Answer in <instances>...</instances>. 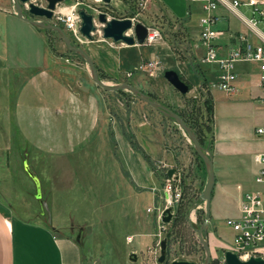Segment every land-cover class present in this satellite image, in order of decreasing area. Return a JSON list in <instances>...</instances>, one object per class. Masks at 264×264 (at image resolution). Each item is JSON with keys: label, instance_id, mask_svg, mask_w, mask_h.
<instances>
[{"label": "rangeland", "instance_id": "374dc122", "mask_svg": "<svg viewBox=\"0 0 264 264\" xmlns=\"http://www.w3.org/2000/svg\"><path fill=\"white\" fill-rule=\"evenodd\" d=\"M6 1L13 11L11 0ZM29 1L45 4L44 0ZM180 1L184 7L188 3ZM74 3L77 9L93 15L94 39L102 38L95 17L100 11L109 19L133 17L158 27L162 39L131 47L135 52L128 54L132 64L119 73L117 82L101 80L135 86L180 113L196 130L204 123L199 90L205 87L187 79L189 61L204 71L198 64L199 50L194 47L196 41L189 26L179 28L174 21L169 26L166 18L156 14L164 11L155 0H151L150 9L145 5L140 10L135 0H119L116 6L100 0H64L55 9L62 11ZM197 18L198 14L192 12L193 27L197 26ZM51 22L63 28L54 19ZM36 32L40 37L18 27L16 37L8 42L12 58H7L6 71L0 68L1 206L18 217L48 221L61 233L70 234L78 240L85 264H163L156 260L161 240L166 243L168 262L189 260L200 264L203 251L193 228L204 217V212L198 210H203L199 194L205 172L186 136L170 119L129 92L104 91L96 86L86 64L64 46L56 32L39 28ZM151 59L157 61L152 69H134ZM26 67L33 70L27 72ZM165 69L174 70L189 84L186 94L167 83L162 76ZM58 71H65V84ZM126 72L131 75L125 76ZM47 86L54 88V99L42 88ZM64 94L97 98L104 128L93 133L85 126V131L75 132L71 111L65 117L70 131L63 130L56 109L64 107ZM24 162L39 182V199ZM169 168L180 174L183 196L179 203L186 210L182 221L175 225L172 218L176 207L168 223L158 219L165 205L163 188ZM228 217L231 214L208 219L215 227L207 234L211 259L219 257L222 248L231 242L232 231L225 224ZM131 253L133 261L129 259Z\"/></svg>", "mask_w": 264, "mask_h": 264}, {"label": "crops", "instance_id": "0c3cea01", "mask_svg": "<svg viewBox=\"0 0 264 264\" xmlns=\"http://www.w3.org/2000/svg\"><path fill=\"white\" fill-rule=\"evenodd\" d=\"M155 1L161 4L160 8L164 11L163 14L156 13L157 15L171 20H186L184 26L191 28L196 41L198 26L193 27L190 24V15L192 12L199 14L197 5L187 3L184 7L180 0ZM223 1L228 3L230 0ZM238 1L239 5L233 8L236 15L223 4L218 5L217 14L220 19L215 27L224 31V35L217 40L220 54L225 53L228 45L235 43L228 37L229 34L242 33L252 44L260 42L238 18L239 16L245 19L251 16L250 8L242 4L245 0ZM150 2L151 0H147L145 4L149 9ZM110 3L116 6L119 0H111ZM74 4L76 5V3ZM27 25L31 26L15 16L8 6V1L0 0L1 69L5 70L8 59L12 58V50L9 48L8 42L12 37H16L15 33L18 27L25 28L32 36H39V32H36L37 28L31 26L33 29L29 30ZM256 27L260 35H264V23L258 21ZM14 38L12 41H15ZM78 43L83 45L82 49L90 57L97 71L106 76L105 80L112 82H117L119 73L131 66L132 61L128 56L130 51L135 54L131 49L134 45L119 46L116 45L117 43L103 38L80 39ZM41 48L43 52V47ZM203 67L202 75L208 83L214 78L216 69L210 65H203ZM26 68L27 72L28 70L31 72V68ZM234 71L236 78L234 90L231 93L227 94L215 88L209 89V96L212 100L213 137L208 151L211 156L214 176L209 202V219L222 214L235 216L239 199L244 192L264 191V183L254 181L259 164L253 159L255 154L264 153V136H257L254 133L255 127L264 123V90L260 86L259 80L261 73L258 64L254 62H237ZM64 72L58 71V75L65 84ZM189 73L187 79L195 83L198 82L192 69ZM5 80L9 81L7 76ZM42 88L47 96L53 97V99L56 97L57 94L53 87ZM64 95V107L56 109L57 118L61 119L60 127L63 130L70 131L65 124V117L70 115L66 113H71V111H74L75 132L85 131V126L89 132L93 133L99 128H104L101 127L102 119L97 98L79 94L77 96ZM210 228L215 230L213 223L210 224L208 220L207 234ZM84 259L78 240L70 234L61 233L56 226L48 221L18 217L0 204V264H85Z\"/></svg>", "mask_w": 264, "mask_h": 264}, {"label": "built area", "instance_id": "2783aa9c", "mask_svg": "<svg viewBox=\"0 0 264 264\" xmlns=\"http://www.w3.org/2000/svg\"><path fill=\"white\" fill-rule=\"evenodd\" d=\"M137 8L143 9L147 0H135ZM188 3H195L198 6L199 14L197 18L198 33L195 49L199 50L198 64L210 65L216 69L214 78L206 83L205 90L209 92L210 88L218 89L227 94L234 90V81L236 74L234 71L237 62H254L258 64L260 75V86L264 90V35H260L256 23H264V0H245L242 4L250 8L251 16L245 19L238 18L241 22L256 36L260 42L252 44L247 37L240 34H229L228 37L235 41L233 45H228L224 54L218 52L219 45L217 40L224 35V31L215 27L220 19L217 14L219 4H223L233 14V8L239 5L238 0H230L225 3L223 0H184ZM67 11L54 9L52 19L61 23L64 30L76 41H80L79 23L80 18L75 4L66 7ZM236 15V14H235ZM136 21L133 17H129ZM143 24V23H142ZM146 27V34L141 44L150 45L159 42L162 39V33L156 26ZM132 34L131 31L127 32ZM121 44V43H119ZM123 45V44H121ZM157 64V61L151 59L141 63L134 69L150 70ZM131 72H126L129 77ZM254 133L257 136H264V123L255 127ZM254 161L259 164L258 171L254 177L256 183H264V153L255 154ZM183 190L180 174L176 171L167 177L163 188L164 208L177 207L182 199ZM200 207V206H198ZM147 211H149L147 209ZM160 215L158 219L160 221ZM225 224L232 231V239L221 250L219 257H213L214 264H226L223 258V252L229 251L236 255L240 261H246L249 258L258 257L264 262V191L253 190L244 192L238 202L237 214L225 219Z\"/></svg>", "mask_w": 264, "mask_h": 264}, {"label": "water", "instance_id": "95a60500", "mask_svg": "<svg viewBox=\"0 0 264 264\" xmlns=\"http://www.w3.org/2000/svg\"><path fill=\"white\" fill-rule=\"evenodd\" d=\"M44 1V6H39L34 4L33 2H30L29 0H11L13 12L18 19L30 24L35 28L54 31L59 35L64 46L69 51L73 52L79 58H81L86 64L89 76L96 86H98L104 91H127L132 94L133 97L141 100L142 102L150 106L152 109L159 112L164 117L170 119L178 127V129L183 132L188 142L192 146L193 151L201 159L205 171V181L202 191L199 194V198L203 202L204 217L200 225L196 228H193V230L203 251V260L201 264H209L211 260V255L207 239V227L209 219L210 194L214 181V176L212 171L211 156L208 149L203 147L198 142L195 133L193 132V130H191L189 126L185 124L182 118L167 106L154 100L146 93H143L135 86L127 82L110 84L102 81L99 78L96 68L87 53L81 47L77 46L69 39V37L65 34L63 28L51 22L53 10L57 6V4L61 3L64 0ZM100 1L105 5L111 2V0ZM78 15L80 18V35L86 40H91L92 34L96 30L93 15L85 12L83 9H78ZM95 17L97 22L101 25V37L103 39L110 40L113 43H121L126 46L141 44L143 42V39L146 34V27L139 21H134L132 23L131 19L128 17L109 19L105 16V13L101 11L98 12ZM128 31H131L132 34H128ZM162 76L167 81V83H169L172 88H174L178 93L186 94L188 92V85L178 76V74L174 70L165 69L162 72ZM23 168L33 181L35 185V197L39 199L40 189L37 178L29 171L25 162L23 163ZM174 171L175 170L172 168L167 169L166 176L170 177L174 173ZM171 217V207H166L161 212L160 221L162 223H168L171 220ZM166 251L167 249L165 240H161L159 242V255L156 259L158 263L196 264L195 262L189 260H171L166 263ZM223 258L226 264H264V262L258 257H251L246 261H240L237 259L235 254L229 251L223 252ZM129 259H135L133 253L129 255Z\"/></svg>", "mask_w": 264, "mask_h": 264}, {"label": "trees", "instance_id": "16d2710c", "mask_svg": "<svg viewBox=\"0 0 264 264\" xmlns=\"http://www.w3.org/2000/svg\"><path fill=\"white\" fill-rule=\"evenodd\" d=\"M166 20L169 21V24H168L169 26H171L170 21H174V22H177L179 28H183V29L185 28L184 23L186 20H184V19L183 20H178V19L171 20L169 18H166ZM189 65H190V68L192 69L193 73L196 75L197 80L200 84V87H205L207 81L203 77L202 71L199 70V67H197V64L195 65L191 61H189ZM96 71H97V68H96ZM97 74H98L100 79H103L104 77H106L105 75H103L99 71H97ZM188 80H190V79H188ZM187 85H188V89H189V84H187ZM199 94H200V98L202 99L201 104H200L201 105L200 106L201 107L200 115L204 116L205 121L202 125L199 124L197 130L194 129L193 127H191V125L188 124V122L184 119V117L180 113H177V114L182 118V120L185 122V124L187 126H189L191 128V130H193V132L196 135L198 142L203 147L209 149L211 147L212 137H213V133H212V100L209 96V92L206 90H199ZM147 95L150 96L151 98H153L150 94H147ZM193 153L195 154V156L198 159L201 166L204 167L201 159L196 155V153L194 151H193ZM185 212H186V210L183 207L182 203H179L175 209V214H174V217L172 218V223H174V225H175L178 222L182 221V219L184 218ZM198 212L203 213V210L199 209ZM210 263L214 264V261L210 260Z\"/></svg>", "mask_w": 264, "mask_h": 264}, {"label": "bare ground", "instance_id": "6f19581e", "mask_svg": "<svg viewBox=\"0 0 264 264\" xmlns=\"http://www.w3.org/2000/svg\"><path fill=\"white\" fill-rule=\"evenodd\" d=\"M96 1H99V0H96ZM67 11V9H63V12H66Z\"/></svg>", "mask_w": 264, "mask_h": 264}, {"label": "flooded vegetation", "instance_id": "af4514ba", "mask_svg": "<svg viewBox=\"0 0 264 264\" xmlns=\"http://www.w3.org/2000/svg\"><path fill=\"white\" fill-rule=\"evenodd\" d=\"M41 6H44V5H41ZM167 262H168V261L166 260V263H167ZM201 263H202V262H201ZM201 263H200V264H201ZM196 264H197V263H196ZM209 264H211V263L209 262ZM212 264H213V263H212Z\"/></svg>", "mask_w": 264, "mask_h": 264}]
</instances>
